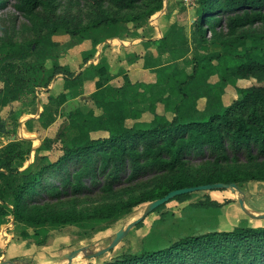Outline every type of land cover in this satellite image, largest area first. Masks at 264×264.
<instances>
[{"label":"rangeland","instance_id":"1","mask_svg":"<svg viewBox=\"0 0 264 264\" xmlns=\"http://www.w3.org/2000/svg\"><path fill=\"white\" fill-rule=\"evenodd\" d=\"M199 8V0H165L164 8L149 17L122 24L135 35L130 37L129 42L132 45L126 49L128 71H131L132 77L137 76L136 69L141 68V65L146 67L151 64L157 71L154 72L156 75L154 81L150 82L144 77L145 80L139 82L142 83L141 87L133 90V95L123 97L129 104L126 105L128 110L124 107L119 109L127 116L126 127L135 125L137 129L148 128L154 113L168 114L171 118L172 115L167 112L169 109L165 106L166 100L170 98L173 107L171 111L174 112L178 104L184 101L183 94L176 95L173 90L189 88L190 97L199 94L200 96L196 98V107L202 111L207 102V97L202 96L206 94V83L215 85L225 107L232 106L242 99L249 88L264 84L255 78L226 75V72L240 61L241 53L248 50L255 53L264 51V21L245 26L235 34L228 35L226 26L228 16L242 12L243 9L220 13L217 15L221 17V21L215 29L220 31L221 36L213 35L207 20L204 23L205 39H202L196 32ZM140 10L138 8L135 11H128V14ZM89 11L87 0H59L52 15L55 20L61 18L63 24L82 25L89 22L87 16ZM122 14L126 15L127 11H123ZM65 26L59 28L52 38L43 40V50L40 53L52 58L43 60L41 55L34 52L26 59L14 61V67L24 72L26 85L15 100L0 108L3 125L0 133V150L10 138L16 136L18 139L27 140L28 145L33 148L21 169L33 163L36 155L47 156L56 164L32 186L34 190L24 198L27 209L35 206L43 212L74 209L78 212L93 213L97 206L120 200L123 202L131 195L136 196L144 189L151 188L160 176L161 169L146 166L132 173V165L128 160L119 163L117 171L112 170V165L110 169L104 168L101 166L103 163L101 153L106 151L109 145H100L92 151V158L88 160L92 173L82 176L81 184L76 187L75 174L87 161V155L82 153L63 158V148L72 146L75 141L78 143L83 141L79 139V129L75 124L77 117L82 119L87 117L90 108L94 109L95 115L98 116L103 110L94 107L93 77L90 78L92 85L86 89L84 84L87 80L80 86L77 84L80 80L67 78L64 74H57L49 85L46 84L57 61L77 73L91 63H83V58L93 56L96 44L94 30H89L86 32L88 35H82L83 37H75ZM45 33L46 30L37 19L28 18L17 8V0H7L5 5L0 7V57L19 49L20 46L28 47L30 42ZM123 49L124 45L117 41L116 50L122 54ZM174 53L177 57H174ZM56 56L58 60L54 58ZM139 57L143 60L139 61L137 59ZM41 62H44V69L41 68ZM33 64L35 66L31 67ZM30 67L31 71L28 70ZM193 73L195 77L190 78ZM126 76V82H129L130 77ZM84 79L87 78L83 77V81ZM2 88L3 81L0 79V91ZM50 96L56 99L50 100ZM61 98L64 102L58 103V99ZM49 103L50 110H47L46 105ZM154 104H157L156 109ZM44 111L46 117L43 118ZM50 114L54 119L46 120ZM107 136L108 132L97 130L91 131L87 139ZM225 143L230 146L229 142ZM137 148L142 146L139 145ZM234 154L237 155L240 164L248 162L249 157L244 147L240 150L232 147L225 150V155L231 162L235 161ZM222 155L223 151H215L211 146L203 145L201 148L185 152L184 160L192 170L200 172L211 169L215 159ZM258 159L262 157L258 156ZM143 161L141 159L142 164ZM16 163L19 164V161ZM226 164L225 160V166ZM249 185L250 196L247 205L256 212H264V182ZM109 186L112 188L111 191L108 190ZM54 187L58 189L55 194L51 191ZM205 195L204 192L198 191L184 199L168 201L146 216L140 222V226H134L128 232V238L114 248L116 251L158 249L160 246H169L187 235L203 234L215 229L231 230L246 217L247 214L237 203L229 200L237 199V195H244L239 190L234 192L230 188H220L210 191L211 198L222 204L220 209L217 206L204 208L193 205L194 202L204 200ZM147 204H139L133 209L123 208L112 217H96L64 225L50 222L35 225L17 220L10 210L12 205L6 204L3 207L8 213L0 217V261L19 259L25 264H66L64 255L74 249L89 245V250L94 251L111 242L120 228H125L130 221L143 214ZM247 217L252 225L264 224L263 218ZM233 248L234 245L230 247ZM81 254L80 257L74 258L71 264H86L87 257ZM112 255L95 259L94 262L112 260ZM164 260L166 264H200L201 257L199 252L187 248L183 251L181 249L173 251L171 257Z\"/></svg>","mask_w":264,"mask_h":264},{"label":"trees","instance_id":"2","mask_svg":"<svg viewBox=\"0 0 264 264\" xmlns=\"http://www.w3.org/2000/svg\"><path fill=\"white\" fill-rule=\"evenodd\" d=\"M58 1L17 0V8L28 18L37 19L46 33L30 42L28 47L20 46L19 49L12 50L6 56L0 57V79L3 81V88L0 91V108L15 100L26 85V76L24 72L14 67V61L26 59L34 52L41 55L43 60L52 58L40 51L43 50V40L52 38L59 28L66 25L67 31L75 37H83L82 35H88L86 32L89 30H94L96 49L101 38L124 39L135 36L122 24L149 17L165 6V0H87L90 8L87 14L89 22L82 25H80L81 23L70 25L68 22V24H63L61 18L60 21L53 17L52 13ZM6 2L7 0H0V7L4 6ZM199 4L196 32L202 39H205L204 23L207 20L213 35L221 36L220 31L215 29V26L221 21V17L217 15L220 13L238 8L243 9L242 12L228 16L226 22L228 35L235 34L245 26L264 21V0H199ZM138 8L141 10L137 13L128 14V11H135ZM123 11H127V14L123 15ZM244 35L247 36V34ZM94 52H92L93 55ZM176 55L174 57H177ZM91 57L89 55L84 57L83 63H87ZM240 57V61L231 67L226 75L255 78L258 82H264V51L255 53L248 50V52L241 53ZM54 58L58 60L57 56ZM34 66L33 64L31 67ZM31 67L28 70L31 71ZM41 68L44 69V62H41ZM227 68L229 67L227 66ZM57 74H64L67 78L71 77L76 81L80 80V82H76L80 86H83L85 80L98 77L97 90L92 93V99L94 107L101 108L103 112L98 116L95 115L94 109L90 108L87 117L83 119L77 117L75 124L79 129V139H83V141L81 143L75 141L72 146L63 148V158H70L82 153L87 155V161L75 174L76 187L81 184L82 176L92 173L88 160L92 158V151L100 145H109V148L101 153L103 162L101 166L104 168L110 169L112 165V170L117 171L118 164L128 160L132 165V173H136L141 167L150 166L160 168V176L151 188L144 189L136 196L131 195L126 201L120 200L97 206L93 213L78 212L74 209L43 212L35 206L27 209L24 198L34 190L32 186L56 164L51 162L47 156L36 155L33 163L21 169L30 157L33 148L28 145L27 140L10 138L9 142L0 150V217L7 215L8 211L3 206L8 204L12 205L10 210L15 219L23 222L35 225H40L43 222L63 225L77 223L96 217L115 216L123 208L133 209L139 204L149 203L163 197L174 189L216 182H235L248 203L249 184L264 182V84L249 88L242 99L232 106L225 107L215 85L206 83V94H202V96L207 97V102L202 111L196 107V98L200 96L199 94L190 97L189 88L173 90L176 95L183 94L184 101L178 106L176 105L177 109L174 112V110L171 111L173 107L170 98L166 100L165 106L169 109L167 112L172 115L171 118L168 114L154 113L150 127L137 129L135 125L125 126L127 116L124 111L119 110L122 107L128 110L126 98L117 99L114 96V91L117 88L110 85L105 86L109 74L107 64L91 62L88 67L77 73L60 65L57 61L46 84L49 85ZM83 77L87 79L83 81ZM189 77H195V74L193 73ZM49 99L56 98L50 96ZM63 102L62 98L58 99V103ZM154 105H156V109L157 104ZM46 109L50 110V103L46 105ZM82 110L84 109L82 108ZM42 113V117H46V112ZM53 119L52 115L46 118L50 121ZM2 128L0 118V133ZM97 130L108 132L107 138L88 140L89 133ZM225 137H227L226 140ZM226 141L230 146L225 143ZM139 145L142 148H137ZM203 145L211 146L215 151H223V155L215 159V164L211 169L197 172L196 169L192 170L184 160V154L190 149L201 148ZM229 147L236 150L244 147L249 157L248 162L240 164L235 154V161H229L225 155V150ZM258 156L262 159H258ZM141 159L144 160L143 164ZM17 160L19 164L16 163ZM108 190L111 191L112 188L109 186ZM51 191L55 194L58 189L54 187ZM198 191L204 192L206 197L200 202H194V206L198 205V207L204 208L217 206L220 209L222 204L211 198L210 191L212 190L188 192L173 199H184ZM229 200L236 202L242 210L237 199ZM247 216L249 215L247 214L231 230L215 229L203 234L187 235L169 246H160L153 250L116 251V248H113L100 256L88 257L86 264H166L164 258L171 257L173 251L179 249L183 251L187 248L200 253V264H264V224L252 225ZM137 225L140 226V223ZM127 238L128 234L124 239ZM44 243L41 242V244ZM232 245L234 248L230 249ZM110 254H113L112 260L94 262L95 259L108 257ZM197 254L194 253V255ZM158 258L161 259L157 260ZM151 260L152 262H149ZM21 264L25 263L21 261Z\"/></svg>","mask_w":264,"mask_h":264},{"label":"crops","instance_id":"3","mask_svg":"<svg viewBox=\"0 0 264 264\" xmlns=\"http://www.w3.org/2000/svg\"><path fill=\"white\" fill-rule=\"evenodd\" d=\"M129 39L130 38H124V39L108 38V37L101 38L96 45L94 55L88 60V62H93L95 64H98L99 62H104L105 64H107L109 69V74L107 76L108 79L105 82V86L110 85L112 87L117 88L114 91V96L117 99L119 98L121 99L127 95H133L134 94L133 90L139 89L142 85V83L139 84V82H142L145 79H148V81L150 82L154 81L156 76L154 72H157L151 64H148L146 67L141 65V68H137L136 72L134 70L137 76L135 78L132 77L131 71H128L129 67L126 56L127 53L126 49L129 48V45H132L129 42ZM117 41L120 44L124 45L122 54L118 52L119 50L118 51L116 50ZM137 59H139V61L141 59L143 60V58L141 57ZM126 75H129L130 77L129 82H126L127 81ZM144 77L145 79H143ZM97 80L98 77H95V79H93L92 93L97 90L96 87ZM91 83H92L91 79L87 80L84 84V89H86L88 86L90 87L92 85Z\"/></svg>","mask_w":264,"mask_h":264},{"label":"water","instance_id":"4","mask_svg":"<svg viewBox=\"0 0 264 264\" xmlns=\"http://www.w3.org/2000/svg\"><path fill=\"white\" fill-rule=\"evenodd\" d=\"M16 136H13L12 139L14 140ZM238 185L235 182L226 183V182H216V183H208V184H201L198 186H190V187H184V188H178L170 191L165 196L154 199L150 201L141 216L135 218L134 220L130 221L128 225L125 228H120L116 234L115 237L111 240V242L105 244L102 248L98 250L91 251L90 246L86 245L81 248L74 249L64 255V258L67 260L66 264H71L73 259L76 257H80L83 253L85 257H97L101 254L109 251L110 249L117 247L118 244L125 238V236L128 234V232L136 226L138 223H140L146 216H148L151 212H153L156 208L159 206L167 203L174 197L185 194L188 192H193L197 190H214V189H220V188H230L232 191L237 192L238 191ZM237 200L239 201L242 210L252 217L257 218H264V212H256L252 210L246 203L244 195H237ZM0 264H21V260L19 259H7V260H1ZM29 264V263H26Z\"/></svg>","mask_w":264,"mask_h":264},{"label":"clouds","instance_id":"5","mask_svg":"<svg viewBox=\"0 0 264 264\" xmlns=\"http://www.w3.org/2000/svg\"><path fill=\"white\" fill-rule=\"evenodd\" d=\"M246 201V200H245ZM247 203V202H246Z\"/></svg>","mask_w":264,"mask_h":264}]
</instances>
